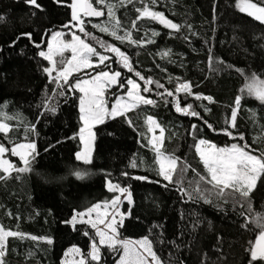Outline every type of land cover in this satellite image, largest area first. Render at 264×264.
<instances>
[{"label":"trees","instance_id":"16d2710c","mask_svg":"<svg viewBox=\"0 0 264 264\" xmlns=\"http://www.w3.org/2000/svg\"><path fill=\"white\" fill-rule=\"evenodd\" d=\"M37 3L39 8L26 0H0V113L12 117L0 120L11 128L7 135L0 134V143L7 147L36 144L27 165L29 171L14 170L5 175L0 170V227L22 234L5 238V255L0 258L3 264H61L70 248L85 255L96 240L93 230L84 224L74 229L64 221L97 204L111 202L116 194L106 189L109 181L127 188L132 199L130 208L123 206L127 217L117 229L118 236L133 240L148 237L160 264H264L261 260L251 262L249 251L261 229L254 223L243 227L241 216L243 211L250 218H264V174L250 194L252 212H248L247 203L242 209L231 198H217L214 193L208 194L210 203L190 200L178 190L181 185L168 184L157 174L159 165L149 143L152 132L147 123L151 116L160 125L159 130H164V154L179 157L195 169L185 173V188L199 179L197 173L208 175L195 151L201 139L217 146L247 143L255 150L253 154L264 152V102L246 90L253 73L264 80V23L240 12L236 0H156L151 10L163 13L181 28L175 31L158 21L142 20L139 30L132 32L133 39H151L154 43L137 46L121 43L93 27L103 24L107 15L100 22L85 18V30L125 52L145 80L133 72L123 74L131 76L142 89L148 78L163 85L157 88L155 83L148 84L152 91L144 96L154 104L140 105L127 113L134 127L120 116L94 128V151L91 162L85 164L75 157L81 149L78 94H54L57 85L50 83L43 71L51 64L38 55L53 33L70 28L63 26L71 21L72 0ZM94 4L97 9L103 8ZM137 7H142L140 0L117 10L125 28H130ZM152 30L159 35L152 36ZM25 33L31 34V40L22 35ZM81 36L103 51L96 41ZM62 39L70 43L72 36L63 34ZM63 59L68 60L65 55ZM114 65L113 69H120L116 62ZM180 83H188L195 95L177 93ZM165 90L174 95H158ZM237 96H241V103L236 127L230 130L237 137L243 134L244 140L222 131L231 122ZM177 102L181 108L191 104L203 120L178 113ZM44 103L51 104L55 111H47ZM192 125L197 126L195 131ZM133 161L137 167L131 166ZM23 167L26 165L18 163L16 169ZM77 171L84 173L83 178H77ZM136 176L148 179H134ZM111 253L112 249L102 248L99 264H113Z\"/></svg>","mask_w":264,"mask_h":264},{"label":"snow or ice","instance_id":"6c2138e0","mask_svg":"<svg viewBox=\"0 0 264 264\" xmlns=\"http://www.w3.org/2000/svg\"><path fill=\"white\" fill-rule=\"evenodd\" d=\"M61 0H57V3H60ZM26 3L32 5L36 8H39L40 5L37 3V0H26ZM97 4L103 5L102 9H97L93 6L92 3H89V0H72L70 7L72 8L71 21L69 24L64 25L63 27H78L79 32L83 33L86 38H89L93 41H96L99 44V47L103 51H98L97 48L87 42L85 39H81L75 33H73V42L71 43H55L60 37V32H55L52 34V41H49L47 44V52L44 50L39 51L38 55L44 60L49 61L51 67H45L43 71L50 77L49 82L55 83L57 85L56 89H53V93L59 96H64L66 92H74L79 90L84 95L80 98V120L83 122V127L80 129L79 139L81 144H83V149L80 152L76 153V160H83L85 164L90 163L91 157V146L90 141L93 138L92 133V124L103 123L104 117L108 116L111 118H116L123 116L127 119L129 126L134 127L133 122L130 117L127 116V113L139 105H153L154 101L149 98H145L140 94V85L132 78H129L125 84L120 82L121 73L119 71H111V63L113 56L106 55L105 53H112L116 58V63L122 65L129 72H133L136 77H139L141 80L145 78L141 73L135 71L132 64L130 63L129 56L120 50V48L107 43L103 40H98L97 37L92 36L85 30L84 20L81 17L80 10L83 9V15L92 16V17H103L107 15V20L103 24H96L93 27L97 28L100 32L111 35L115 40L124 43L125 41L137 45L143 46L146 43H154L153 40H134L132 37L133 31L139 30V22L142 20L148 21H158L163 24L166 28L179 31L181 26L167 19L163 13L158 11L151 10V5L156 3V0H140L142 7L135 8L137 15L130 22V28H125L121 18L116 14L117 10L120 7H126L127 5L134 4V0H96ZM236 6L241 12H246L247 15L252 16L254 19L264 23V2L256 3L254 0H236ZM106 9V13L104 11ZM3 19V17H0ZM123 32L122 35L118 34ZM27 36L31 40V34L25 33L22 34ZM152 36L159 35L155 30L151 31ZM37 48L40 45H36ZM66 49L72 50V58L65 61L63 59V53ZM56 57H61L59 60ZM92 57H96L97 61L94 63ZM107 68L109 70H101L90 80H78L75 84L70 82V77L73 72L82 70L84 68H93L101 67ZM55 72V76L52 74ZM155 83L157 88H162L163 85L158 81H152L148 78L145 81V86L143 87V92H151L152 89L147 85ZM109 85H118L119 87H126V93L128 102L123 101V97L117 98L116 103L112 105L111 110L104 108L103 100H100L99 97L103 94L105 88ZM190 85L188 83H180L176 88V92L184 91L189 95H195L190 92ZM246 90L250 96H255L261 102H264V80H261L255 73L248 78V83L246 84ZM167 95L173 96L172 91L165 90L164 93H158V95ZM196 99H201L200 96H196ZM48 98L46 97V100ZM211 101L210 97H203ZM241 103V96H237L234 104L235 107L231 110L230 123L222 131L225 135L232 137L233 139L244 140L245 137L243 134H239L238 137L232 133L230 129L236 127V118L237 111ZM47 111H55V108L51 104L44 103L42 105ZM207 110V109H206ZM176 111L184 115H190L192 117H197L203 120V117L197 111L193 110L191 104L187 107L181 108L177 102ZM12 117L6 116V114L0 113V120H11ZM207 124V121H204ZM147 123L149 125L155 124L156 128H160V125L151 117H147ZM212 127L211 125H208ZM193 130L195 131L197 126L192 125ZM31 129L34 131L35 127L31 126ZM11 130L10 125L6 122H0V133L7 135ZM213 131H216L215 128H212ZM149 131H153L149 127ZM87 133V135H85ZM164 137V130L161 129L159 137L154 136L153 140H150L149 143L152 144L153 149L156 152V162L159 165L158 175L162 177L163 181H167L168 184H178L181 185L178 190L184 195L188 196L190 200L203 199L205 203H210L211 201L207 198L208 194L214 193L217 198L227 200L231 198L235 203L239 204L243 209L245 204H248V212H252V206L250 201V194L255 188V181L260 174H264V152H261L260 155H255L251 148V145L245 143L243 146L238 144H233L231 148H216L214 145H209L207 141L201 139L198 143L195 144V151L200 156L201 161L203 162L204 168L206 169L208 175H201L197 173L199 179L197 181H190L189 187L185 188L182 186V181L184 179L185 173L189 170L195 171L191 168V165L187 164L186 161H181L179 157L174 155H166L161 151L162 141ZM75 138V137H73ZM156 142L160 143V147L156 146ZM36 145L34 143L27 144H17L14 145L11 149V155L20 156V159L24 161L26 167L15 169V166L10 163L9 160L3 159V154L8 151L4 145H0V169L5 174L9 173L10 169H14L19 172L29 171L27 167L29 161L26 158V155L22 151H17V149H29L31 152H35ZM31 152L28 155H31ZM132 167H137L138 165L135 161L131 164ZM125 176L128 173H123ZM77 178H83L84 173L77 171L75 172ZM178 178V179H177ZM134 179L138 180H147L148 177L136 176ZM155 183H160V181H154ZM168 184H164L165 188L168 187ZM205 185H210V187H205ZM108 190L111 192H119L121 195L127 194L126 199L129 203L131 200V193L127 188L121 187L118 184H113L111 181L108 182ZM121 197L116 196L111 204L115 208L120 202ZM99 205H95L93 208L88 209V212L91 213ZM107 215V214H106ZM85 213H76L71 217L70 220L64 221L66 224H70L75 229L76 223H90L91 227L96 230V236L99 237V244L106 245L111 249H115L117 245L122 246L124 254L120 257L119 264H129V245L135 244L142 249L143 253L151 256V261L147 264H158V257L153 251L152 242L148 237H144L138 241L130 240H119L117 239L119 233L117 228L122 226L124 214H120L119 224L116 222L115 218H112V222L109 223L108 219H99V220H84ZM241 216L244 217L245 223L243 227H247L249 223H254L256 227L260 228V232L256 237V240L251 244L249 251L251 256V262H256L258 260L264 261V223L261 222L262 219H257L255 217H249L245 212H241ZM98 224H104L108 231L102 230L98 227ZM155 227V226H154ZM22 234L17 232H12L10 230H4L0 227V258L5 255L4 252V241L6 237L17 236ZM84 235H89L88 232H85ZM32 239H38L37 237H31ZM49 244L52 243L51 239H47ZM71 251H79L78 249L73 248ZM91 261L100 260L99 247L95 239L91 243V251L88 253ZM139 264H146V256L143 254L136 257ZM0 264H3L2 259H0ZM80 264H85V260L81 259Z\"/></svg>","mask_w":264,"mask_h":264},{"label":"rangeland","instance_id":"374dc122","mask_svg":"<svg viewBox=\"0 0 264 264\" xmlns=\"http://www.w3.org/2000/svg\"><path fill=\"white\" fill-rule=\"evenodd\" d=\"M90 1L95 6L94 2L96 3V0H90ZM80 12H81V17L84 20L86 17H85V15H83V9H81ZM243 13L247 15L246 12H243ZM71 14H72V8H71ZM69 26H70V28L68 29V31L60 32L61 35L57 39V41H55V43H60V42L67 43L66 41H64L62 39V35L63 34H67V33L68 34L70 33L72 37H73V33H75L77 36H79L81 39H83V37L81 36V34H83V33L79 32L78 27H72L71 25H69ZM52 39H53V37H51L49 41H52ZM71 42H73V39H72ZM47 50L48 49H47V45H46L44 51L47 52ZM63 55H65L68 58V60H70L72 58V55H73L72 50L71 49H66L64 51ZM106 55L113 56V59H115V61H113V60L110 61V63H111V71L112 72L119 71L121 73V76L119 78L120 79V82L123 83V84H125V86H126L127 80L129 78H132V77L129 76V75L123 74V72H126V73H132V72H129L126 68L122 67V65L119 64V63H116V64L119 66V68L121 70L120 69H113L115 67L114 62H116V58H115L114 54H112V53H106ZM91 59H92V61L94 63L97 61V58L96 57H92ZM101 70H106L107 71L109 69L104 68L103 65H101V67H99V68H97V67L84 68L82 70L73 72L72 76L69 79H70V82L72 84H75L78 80H90V79H92L93 76H95ZM122 78L125 79V81L122 82L121 81ZM75 92H77V94H78V99H79V101H78V109H80V98L84 95V93H81L79 90H76ZM183 92L184 91H180L178 93H183ZM140 94L143 95V96L145 94V92L142 91L141 85H140ZM120 97H123V101L124 102H128L127 93H126V87H123L122 88V87H119L118 85H109V86H107L105 88L103 94L99 97V99L100 100H103V102H104V105H103L104 108H106L107 110L110 111L112 105L115 104L117 98H120ZM141 105H143V104H141ZM79 113H80V110H79ZM80 115H81V113H80ZM111 119H113V118L108 117V116H105L103 123H105L107 120H111ZM81 123H82V127H83V122L81 121ZM100 124H102V123H95V122H93V124H92V129L91 130H92V133H93V138L90 141V146H91V157H90V161H91V158H92V154H93V151H94V145H95V137H94V131L93 130H94V128L96 126H98ZM149 126L153 129V131H151L152 132V140H153V137L154 136L159 137V135H160L159 128H156L155 124L149 125ZM0 134H4V133H0ZM85 135H87V133H85ZM31 143H34V142H31ZM18 144H21V143H18ZM23 144H27V143H23ZM208 144L209 145H214L216 148H231V146L233 144H236V143H231L229 145H224V146H217L214 143H210V142H208ZM0 145H4V144L0 143ZM14 145H17V144H12L9 147H7V146L4 145L8 149V151L3 154V157L2 158L9 160L10 163H12L15 166V169H16L18 163L21 164L22 166H24L25 163H24L23 160L20 159V156H18V155L17 156L11 155V149H12V147ZM156 146L157 147H160L161 145H160L159 142H156ZM82 149H83V144H81L80 151H82ZM17 151L24 152L25 155H26V158L28 159V161H30L32 159L33 155L36 152V148H35V152H31V150H29V149H17ZM80 151H78V152H80ZM29 152H31V155H28ZM75 157H76V155H75ZM79 162L84 163L83 160H80ZM0 170L2 171V169H0ZM13 171H14V169H10L8 174H5L3 171L2 172L5 175H9ZM260 175H259V177H260ZM258 178L255 181V185H256V182H257ZM106 189L108 190V183H106ZM109 192H111V191H109ZM113 193H115L116 196H120L121 197L120 202L117 204V206L115 208L112 206L111 202L97 204V205H99V207H96L94 211H92L91 213H89L88 211L85 212L84 220H99V219H105V218H107L108 219V222L111 223L112 222V218L114 217L115 220H116V222L119 224V222H120V214H124V218H123V222H124L125 218L127 217V213L126 212L125 213L123 212V210H122L123 209V206L126 205L127 208H130L131 205H132V202L129 203L128 199L125 198L127 194L121 195L119 192H113ZM77 224H84L86 226H89L93 230L94 234L96 235V230L91 227L90 223H80L79 220H78V222L76 223V225ZM98 227L100 229H102V230L108 231V229L106 228V226L104 224H98ZM117 239H119V240H130V241H133V242L138 241V240H133V239H121L119 236L117 237ZM96 241H97V245L99 247V255H100L99 262H97V261H91L90 256H88V253L91 251V244H90L89 250H88V252L85 255L79 249H78L79 251H75V252L74 251H71L73 248L68 249L66 251V253H65L62 261H61V264H80L81 259H84L85 260V264H99L101 262V259H102L101 249L104 248V247H108V246H106V245H100L99 244V237H97V236H96ZM75 249H77V248H75ZM123 254H124L123 248L120 245H117L115 249H112V253H111L110 259L113 262V264H119L120 257ZM141 254H143L144 256H146V264H147V262H150L151 261V256L150 255H147L146 253H143L142 252V249H140L138 245H135L134 243L131 244V245H129V256H128L129 264H139V262L137 261L136 257L138 255H141ZM158 264H160L159 261H158Z\"/></svg>","mask_w":264,"mask_h":264},{"label":"water","instance_id":"95a60500","mask_svg":"<svg viewBox=\"0 0 264 264\" xmlns=\"http://www.w3.org/2000/svg\"><path fill=\"white\" fill-rule=\"evenodd\" d=\"M89 3H91V1L89 0ZM94 6V5H93ZM95 7V6H94ZM88 20L92 21V22H100L104 19L105 16L103 17H92V16H85ZM252 17V16H251ZM253 18V17H252ZM258 21V20H257ZM161 24V23H160ZM163 25V24H161ZM164 26V25H163ZM165 27V26H164ZM169 29V28H168ZM172 30V29H171Z\"/></svg>","mask_w":264,"mask_h":264}]
</instances>
